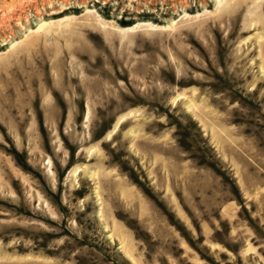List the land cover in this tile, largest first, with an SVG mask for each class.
<instances>
[{"label": "rangeland", "instance_id": "obj_1", "mask_svg": "<svg viewBox=\"0 0 264 264\" xmlns=\"http://www.w3.org/2000/svg\"><path fill=\"white\" fill-rule=\"evenodd\" d=\"M0 264H264V0H0Z\"/></svg>", "mask_w": 264, "mask_h": 264}]
</instances>
